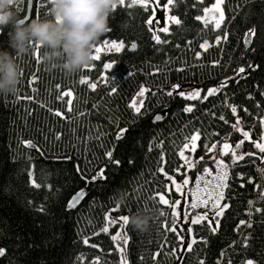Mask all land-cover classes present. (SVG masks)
Here are the masks:
<instances>
[{
    "label": "trees",
    "instance_id": "obj_1",
    "mask_svg": "<svg viewBox=\"0 0 264 264\" xmlns=\"http://www.w3.org/2000/svg\"><path fill=\"white\" fill-rule=\"evenodd\" d=\"M211 1L174 0L170 13L181 23L170 24L169 32L161 33V40L167 43L157 44L145 23L150 7L147 12L140 5L129 8L126 0L124 6L118 5L110 12L108 31L93 43L117 39L125 42V48L119 53H102L100 60L92 59L88 64L91 68L82 67L72 75L60 67H46L42 46L37 48L35 42L29 44L27 52L17 53L9 46L10 25L0 26V49L12 55L19 69L16 91L0 94V247L6 249L0 264H97L94 258H98V264H119L110 238L114 228L109 233L100 231L105 223L104 212L116 204L129 218L141 214L149 217L143 230L134 228L130 220L127 224L128 264H200L201 260L204 264H217L221 250L222 264L229 260L244 264L247 259L264 264V211L255 212V207L264 209V200L258 199L256 189V183L264 189L260 171L264 161L258 156H246L229 169L231 187L226 196L230 207L219 218L215 234L210 232L207 221L194 226L197 242L191 251L178 247L175 234L165 231L164 225L172 226L170 208L161 205L158 197L153 198L154 193L168 191L166 183L171 189L167 198L174 201L178 197L170 182L157 172L159 166L177 181L184 176L188 180L195 177L194 171L184 170L177 154L185 137L194 130L201 132L194 157L204 158L206 145L222 144L225 140L234 144L242 138L232 127L235 117L231 105L238 109L240 127L250 129L254 139H259L262 131L258 121L264 117V96L260 95L264 92V0H226V21L221 29L195 19ZM27 2L14 0L18 18L25 16ZM32 5L31 18L48 15L50 0H32ZM251 27L256 36L245 49L244 33ZM222 29H227L229 38L216 44L215 36L222 35ZM205 40L210 47L200 49ZM133 42L135 49L129 47ZM196 51H201L199 60L195 58ZM34 53L41 58L39 63ZM214 60L220 64L213 65ZM111 61L116 64L105 70L96 89H89L87 82L102 72L104 62ZM249 62L257 67L234 77L226 88L207 99L186 100L162 91L172 83H189L206 94L207 88L216 86L225 76L232 77L235 68ZM177 68L183 70L177 72ZM33 76L35 81L29 85ZM81 77L88 81L80 83ZM141 85L149 91L145 93L142 114L138 115L128 105ZM113 87L117 89L115 93H111ZM65 90L73 93L70 112L67 97L57 99ZM28 96L33 99H26ZM185 104L193 105L191 112L183 111ZM56 110L64 115L56 116ZM157 113L163 114L164 119L154 122ZM221 115L227 122L220 120ZM118 127L127 131L117 141ZM57 132L61 134L59 140ZM22 140H32L43 150L42 154L21 144ZM108 148L113 150V159L120 161L118 165L103 155ZM65 155L72 159L60 158ZM212 157L202 163H210ZM227 157L223 159L226 161ZM77 164L89 178L104 168V178L86 184L75 170ZM177 167L182 171L175 172ZM29 168L41 185L39 188L29 184ZM237 172L245 174L243 188ZM247 176L256 183L248 184ZM79 188H86V197L67 209V199ZM249 200L254 201L251 216L246 212ZM41 206L44 211L38 210ZM239 219H250L251 227L234 231ZM245 235L246 247L242 239ZM85 237L89 239L87 245L83 243ZM199 237H205L206 242Z\"/></svg>",
    "mask_w": 264,
    "mask_h": 264
},
{
    "label": "snow or ice",
    "instance_id": "obj_2",
    "mask_svg": "<svg viewBox=\"0 0 264 264\" xmlns=\"http://www.w3.org/2000/svg\"><path fill=\"white\" fill-rule=\"evenodd\" d=\"M126 3V0H116V2L112 5V10L116 9L118 5L124 6ZM200 3H204V0H200ZM174 0H164V2L161 3V0H130V3H128V7H132L134 5H140L144 7L145 11H148V6L155 5L151 8V14L148 15L147 20L145 23L148 25V29L151 32V38L153 41H155L157 44L160 43H167L166 40H161V36L157 33H168L169 32V23H174L176 25H179L181 23L180 19L176 15H169L170 7L173 6ZM32 0H29V9L32 8ZM162 7L164 11L163 16V26L159 27L157 29H153V24H160V19L156 15L157 8ZM193 7H196V5H193ZM25 19H31V14L29 12L28 15L25 16ZM195 19L197 21L202 22L206 26L209 25L211 22V25L214 29H221L222 24L226 21V0H212L211 3L207 4V6H204L202 8V14L196 15ZM108 29H106L105 32H107ZM256 36V30L254 27L248 28L247 31L244 33V39L243 44L244 48L247 49L250 46L251 39ZM229 38V32L227 29H222V35H216L215 36V42L216 44H219L222 40L227 41ZM37 48H39V44H36ZM93 47V46H92ZM137 47L136 43L133 42L130 44L131 49H135ZM200 49L207 50L210 45L207 40H205L203 43L199 45ZM125 48V42L123 40H117V39H105L103 40L102 44H98L94 46V52L92 54L93 60H100L102 53L107 52H115L119 53L122 49ZM36 58V63L40 62V57L38 53H34ZM201 51L195 52V58L199 60L201 57ZM244 53H241V56H243ZM213 65H219V60H214L211 62ZM116 64L115 61L111 62H104L103 63V69L106 71L110 70L113 65ZM86 68H91L92 65H85ZM257 67L253 65L251 62L248 64H241L233 71V76H225L219 84L213 87L207 88L206 94L202 93V91L199 88H195L191 90L190 92H185L182 90V86L176 83H172L168 89H163L164 93L168 96L173 95H179L180 97L185 98L186 100H195V99H207L208 96L215 95L224 88L227 87L228 83L231 82V80L235 77L238 78L239 76L246 74L247 69H251ZM182 68H177L176 71H182ZM154 72L160 71L159 69H154ZM103 75V74H102ZM35 81V76L32 77V79L29 80V85L33 84ZM88 81L87 77H81L80 83H85ZM59 87V85H57ZM87 87L89 89H96L97 84L93 82H87ZM35 91V89H33ZM117 89L113 87L111 89V93H115ZM149 89L144 87L143 85L140 86L139 91L133 95L131 98V101L129 102L128 107L132 110L135 114H142V109L145 103L144 97L145 93L148 92ZM261 96H264V92L260 93ZM64 97H67V103L69 105L68 111L70 112L71 104L73 101V93L71 90H65L64 92L60 93V95L57 97V99H62ZM28 100H32L33 97L28 96L25 97ZM251 98V93H249V99ZM19 99V97H17ZM95 107V105H93ZM231 113L235 117V123L232 125L233 129L236 132H239L242 136V139H239L235 142L234 145L230 144L225 140L222 144L218 143H212L210 146H205L207 152H213L214 150L218 149V155L212 157L214 164H215V171L210 169L209 166H204L203 173L205 175H212L213 181L212 182H205V187L201 189L199 187L201 176H196L197 181V188L192 190V197H191V203H190V209H197L201 206H204L205 208H208L210 206V209L208 211L194 212L191 216L187 214V212H183L184 208V201L182 199H175L174 201L167 198L171 192V189L169 188V185L166 183L165 188L168 189L167 192H157L153 194V198L158 197V202L161 205H166L170 208L171 216H172V224L175 225L177 222V217H179L180 220L186 221L187 225L184 228V235H180L178 233V230L175 226L168 227L167 225H164V229L167 232H171L175 234L176 240L179 242L178 247H183L186 245L187 251H191L193 248V245L197 242V237H195L194 233V226L201 224L203 221H207L208 228L211 233L215 234L220 225L219 217H222L227 209H229L230 204L227 202L228 197L226 196V190L231 187L229 181L231 178V173L229 169L236 165L238 161H243L246 156H254L257 155L255 151L252 149L259 150L260 159L264 161V131L260 133L259 139H254L250 135V129L244 130L240 127L241 125V118L238 115V109L235 105H231ZM193 109V105L191 104H185L183 111L184 112H191ZM49 111H52L49 109ZM245 112L248 111L247 108L244 109ZM55 115L58 117H62L64 114L56 110ZM78 115H83V113H78ZM164 119L163 114L157 113L153 116V121H161ZM220 120L225 121V117L223 115L220 116ZM227 122V121H225ZM259 125L262 129H264V117L259 118ZM127 129L124 127H118V129L115 132V139L118 141L120 140L123 135L126 133ZM56 139L59 140L61 134L57 132ZM215 135V133H213ZM99 139V137H97ZM201 139V132L199 129L194 130L190 136L185 137V142L178 150V156L180 161L183 162V165L186 166L188 169H192L196 164L198 163L197 160L191 159L188 155H186V150L195 152L198 147V141ZM247 143V149L245 150L244 145ZM21 144L28 148H34L37 152H40L42 154V149L39 148L32 140H22L20 141ZM150 145L152 142H149ZM161 145L163 142H160ZM151 150V147L150 149ZM230 156V161L226 162L223 157L225 155ZM103 155L113 164H119V160L113 159V150L111 148H108L105 150ZM161 160L164 159V153L160 154ZM63 160H71L72 158L70 156H63L60 157ZM200 160H203V157L199 158ZM75 170L80 174L81 178L85 181V183L93 182L97 179H103L104 178V168H99L96 171V174L91 176L90 178L85 174L84 171L81 170L79 164L75 165ZM175 172H181L182 168L177 167L174 169ZM262 176L261 179H264V169H260ZM157 172L162 174L163 177L166 179L167 182H170V185L174 187L175 193H182V190L184 186L188 185L189 180L187 176H184L182 182L177 181V179L172 176L168 171L165 170L164 167L159 166L157 168ZM237 177L241 178L240 186L243 188L245 186V174L243 172H237ZM246 181L248 184H254L256 183L252 176H247ZM28 182L32 186L39 188L41 185H39L36 180L34 179V173L31 168L28 169ZM256 189L259 192L258 199L264 200V189L261 188V186L256 183ZM202 194V195H201ZM87 195L86 188H79L76 190L66 201L65 207L67 209L74 208L83 198H85ZM29 204H31V201H29ZM249 208L246 209V212L249 216L252 214V209L254 207V201L249 200L248 201ZM39 211H44L43 206H41ZM130 210V209H129ZM264 211V209L260 207H255V212L260 213ZM161 215H164L163 212H161ZM104 226L100 229L103 233H109V229L111 225H116L115 230L111 234V241L116 246V251L119 253V264H128V260L126 256L124 255L125 249L127 245L129 244L130 237L126 231L127 224L129 222V216L126 214L121 213L120 205L116 204L114 207L108 209L104 212ZM243 227H251V220H244L239 219L238 223L235 225L234 231H241V228ZM97 233H93V235H96ZM200 240L206 242L205 237H199ZM243 239V246H247L248 244V237L245 235L242 237ZM84 244L89 243V239L85 237L83 239ZM236 241H233V244H235ZM93 247H98L97 245H92ZM111 251V249H110ZM176 251V248H173V252ZM6 253V249L3 247H0V256L4 255ZM158 255V253L154 254ZM224 256V251L221 250L220 252V258L217 260V264H222V258ZM97 261L98 264V258H94ZM200 264H204V261L201 260ZM228 264H232V261L229 260ZM244 264H255V262L252 259H247Z\"/></svg>",
    "mask_w": 264,
    "mask_h": 264
},
{
    "label": "clouds",
    "instance_id": "obj_3",
    "mask_svg": "<svg viewBox=\"0 0 264 264\" xmlns=\"http://www.w3.org/2000/svg\"><path fill=\"white\" fill-rule=\"evenodd\" d=\"M116 0H50L45 18H18L14 0H0V26H9V46L25 53L32 42L42 46L46 67H60L67 75L78 72L92 61L91 49L108 26ZM19 69L12 55L0 49V94L14 93ZM149 217L129 218L134 228L143 230Z\"/></svg>",
    "mask_w": 264,
    "mask_h": 264
},
{
    "label": "rangeland",
    "instance_id": "obj_4",
    "mask_svg": "<svg viewBox=\"0 0 264 264\" xmlns=\"http://www.w3.org/2000/svg\"><path fill=\"white\" fill-rule=\"evenodd\" d=\"M162 2H164V0L163 1H161V3ZM212 2V1H211ZM210 2V3H211ZM129 3H130V0H129ZM209 4V3H208ZM155 5H150L149 7H150V9L152 8V7H154ZM205 6H207V5H205ZM151 14V13H150ZM202 14V13H201ZM200 14V15H201ZM156 15H157V17L160 19V24L159 25H157V24H153L152 25V27H153V29H157V28H159V27H162L163 26V16H164V11H163V8L162 7H159V8H157V11H156ZM169 15H174V14H172V13H170V11H169ZM211 23V22H210ZM170 24H172V23H169V25ZM169 25H168V27H169ZM158 35H160L161 36V33L160 32H158L157 33ZM103 42H100V43H98V44H102ZM98 44H96V45H98ZM94 46L95 45H93V47H92V49H91V55L93 54V52H94ZM129 47H130V44H129ZM105 52H107V51H105ZM104 53V52H103ZM103 74V75H102ZM105 74H106V71H105V69H103L102 70V72L99 74V75H97L96 77H93V78H91V81L90 82H93V83H98V82H100V81H102L103 80V78H104V76H105ZM179 85H181L182 86V90L183 91H185V92H190L191 90H193V89H195L193 86H191L189 83H186V84H180V83H178ZM262 131H264V129H262ZM261 131V132H262ZM240 139H242V138H240ZM258 140V139H257ZM247 143L248 142H246L245 143V145H244V148H245V150L247 149ZM231 144V143H230ZM235 144V143H234ZM234 144H232V145H234ZM253 151H255L256 153H257V155L256 156H258L259 158H260V154H259V150H256V149H252ZM193 152H191V151H186V155H188L191 159H194V160H197L198 161V163L196 164V166H194L192 169H188L186 166L184 167V170H186V169H188V170H190V171H194V175H195V177L193 178V179H191V180H189V183H188V185H186V186H184V188H183V190H182V193H178V197H176L175 199H177V198H179V199H182L183 201H184V208H183V212H187V214L189 215V216H191V214H193L194 212H196V213H199V212H204V211H208L209 209H210V206H208V208H205L204 206H201V207H199V208H197V209H190V203H191V197H192V190H194V189H196L197 188V181H196V176L197 175H200L201 176V181H200V184H199V187L201 188V189H203L204 187H205V182L206 181H208V182H212L213 181V176L212 175H205L204 173H203V168H204V166H209L210 167V169L213 171V173H214V171H215V164H214V161H211L210 163H202V160H200L199 158L201 157V156H197V157H194L193 156ZM218 155V149H216V150H214L213 152H207L205 155H204V158L203 159H210L212 156H217ZM227 155V154H226ZM228 159L226 160V162H229L230 161V156L228 155V157H227ZM182 180L183 179H181V180H179V181H181L182 182ZM202 195V194H201ZM220 218V217H219ZM219 218H217V219H219ZM186 225H187V222L186 221H182V220H180L179 219V217H177V222H176V224L175 225H173L172 224V226H175L176 228H177V230H178V233L180 234V235H184L185 233H184V228L186 227ZM171 226V227H172ZM110 228H114L112 231H111V234H112V232L115 230V228H116V225H111L110 226ZM116 247V246H115ZM181 249L183 250V249H186V245L185 246H183V247H181ZM118 255H119V253H118ZM124 255L126 256V249H125V252H124Z\"/></svg>",
    "mask_w": 264,
    "mask_h": 264
},
{
    "label": "water",
    "instance_id": "obj_5",
    "mask_svg": "<svg viewBox=\"0 0 264 264\" xmlns=\"http://www.w3.org/2000/svg\"><path fill=\"white\" fill-rule=\"evenodd\" d=\"M29 12H30V9H29V0H28V2H27V8H26V14H25V16H26V15H28V14H29ZM25 16L23 17V19H25ZM25 20H27V19H25Z\"/></svg>",
    "mask_w": 264,
    "mask_h": 264
}]
</instances>
